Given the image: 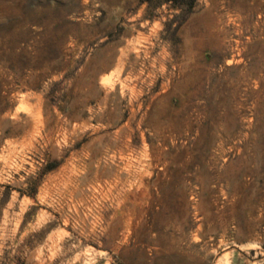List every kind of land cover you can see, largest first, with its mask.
I'll list each match as a JSON object with an SVG mask.
<instances>
[{
  "label": "rangeland",
  "instance_id": "374dc122",
  "mask_svg": "<svg viewBox=\"0 0 264 264\" xmlns=\"http://www.w3.org/2000/svg\"><path fill=\"white\" fill-rule=\"evenodd\" d=\"M0 264H264V0H0Z\"/></svg>",
  "mask_w": 264,
  "mask_h": 264
},
{
  "label": "bare ground",
  "instance_id": "6f19581e",
  "mask_svg": "<svg viewBox=\"0 0 264 264\" xmlns=\"http://www.w3.org/2000/svg\"><path fill=\"white\" fill-rule=\"evenodd\" d=\"M124 155V154H123ZM125 156V155H124ZM105 162L106 163H111L113 166H114V169H115V174H117L118 178H120L123 173H129L130 172V168L128 166L125 165V163L123 162V159L122 161L121 160H118L116 158V155L114 153H107V156H105ZM128 158V157H127ZM126 162V161H125ZM107 165V164H106ZM112 167V166H111ZM113 169V170H114ZM169 216V215H168ZM162 225V224H161ZM160 225V226H161ZM164 226V225H163ZM161 231V230H160ZM162 232V231H161ZM160 232V233H161ZM159 236V234H158ZM163 238V237H162ZM168 239H166V241L162 242L161 240H158L164 248L166 249H178L179 246H178V241L177 239L175 238H171V237H167ZM154 242V241H153ZM180 244V243H179ZM162 248V249H164ZM165 250V249H164ZM171 251V250H170ZM168 259V258H167Z\"/></svg>",
  "mask_w": 264,
  "mask_h": 264
}]
</instances>
